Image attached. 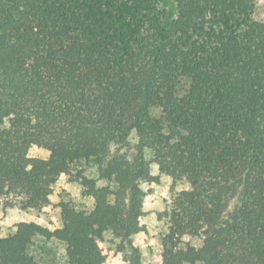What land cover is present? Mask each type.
Returning <instances> with one entry per match:
<instances>
[{
	"label": "trees",
	"instance_id": "1",
	"mask_svg": "<svg viewBox=\"0 0 264 264\" xmlns=\"http://www.w3.org/2000/svg\"><path fill=\"white\" fill-rule=\"evenodd\" d=\"M256 4L0 0V196L23 195L24 209H40L49 184L61 171L72 176L81 159L110 182L97 189L83 179L95 211L62 203L63 231L16 225L0 239V264H42L28 254L37 237L66 242L67 264H103L89 239L99 235L94 225L131 245L144 198L137 180L151 178L146 148L162 173L191 184L173 200L163 264H264V21ZM183 80L189 88L180 96ZM33 144L51 159H27ZM205 225L204 247L173 252L177 233L196 236ZM132 249L131 264H140Z\"/></svg>",
	"mask_w": 264,
	"mask_h": 264
},
{
	"label": "clouds",
	"instance_id": "2",
	"mask_svg": "<svg viewBox=\"0 0 264 264\" xmlns=\"http://www.w3.org/2000/svg\"><path fill=\"white\" fill-rule=\"evenodd\" d=\"M164 6L163 4L161 5ZM207 17H211V12L207 13ZM207 28V25H206ZM182 98V97H181ZM163 111V109H161ZM149 115L153 118H158V112L149 110ZM166 115V113L164 114ZM14 114H10L8 117L4 118V128H10V120L14 119ZM35 123V120H33ZM180 134L187 136L189 133L184 129H178ZM167 133V129H165ZM179 135L170 143L179 142ZM128 141L132 144H137L139 142L138 129L133 127L128 135ZM110 151L115 150V145L111 142L109 144ZM145 159L150 160L151 154L149 149H145ZM40 156L45 162L51 159L52 153L43 149L37 148L34 144L31 146L26 158L32 159L36 156ZM33 165L29 164L25 171H32ZM149 175L153 177V181L149 183L142 179L137 180L139 191L144 193V200L141 205V214L136 217L137 228L140 229L138 232L129 234L128 240H130L131 248L138 249L141 254L140 264H152V259L159 255V264H163L162 249L163 243L161 241V236L167 237L171 234V229L173 227L171 223V213L173 211V184H175L174 191L177 195L183 194L185 191L191 188L190 181L187 177L183 178V182L174 181V178L168 174L161 172V167L158 163L149 164ZM70 171L72 176L77 175L78 172H83V177L81 180L76 182H69L71 176L64 171L59 173L58 178L54 183L49 184V193L46 199L49 201L48 204L41 206L39 211L36 208L29 207L26 210L22 206H16L12 208H7L6 211L8 215H5V210L3 209V201L5 199L13 202H22L24 200L23 195H16L15 193H9L8 196H0V239H8L10 236H14L19 232V228L14 225L19 224H34L37 227L44 228L50 233H55L57 231L64 230L63 222V208L60 206L62 203H69V199L72 204L75 205V211L79 214L81 211H86V214H92L96 208V199L93 195H84L86 191V186L83 184V179H88L95 182L97 189L108 186L109 181L107 179L101 180L99 178V168L97 165L93 164L90 168H85V162L81 159L79 162L73 161L70 165ZM159 178V183H156V179ZM111 187L113 190L116 189L117 185L112 182ZM7 191V188H5ZM67 193V197H65ZM116 200L113 197L111 204L115 206ZM125 204L129 201L125 199ZM168 215L165 216L164 214ZM162 217V218H160ZM51 220V223L48 221ZM11 230V231H10ZM207 230L205 225L196 236H191L189 234L180 235L176 234V239L173 241L176 243V248L173 252L180 250L186 251V243L190 241L194 246L196 251H199L205 246V241L208 239L204 235ZM94 232H99V235L93 236L89 233V239L93 240L96 251L99 253L100 257L103 259V264H131L130 260H127L126 252L128 249L127 241H124V249L119 250L123 238L117 237L112 229L100 230L98 225L93 226ZM56 239V237H53ZM49 247H52L49 244ZM67 245L60 249V252L64 254L67 260ZM149 249L152 250L150 255ZM32 255V252H28ZM130 254V253H129ZM200 264V262H197Z\"/></svg>",
	"mask_w": 264,
	"mask_h": 264
},
{
	"label": "rangeland",
	"instance_id": "3",
	"mask_svg": "<svg viewBox=\"0 0 264 264\" xmlns=\"http://www.w3.org/2000/svg\"><path fill=\"white\" fill-rule=\"evenodd\" d=\"M256 2H257V4H256V10H255V19L258 20V21H264V0H256ZM188 88H189V81L188 80L181 81V83L179 85V89H178V94L180 96L184 95L187 92ZM135 146H136V144H132V143L129 142V147L131 149H133ZM150 154H151V159L150 160H146V162L148 164V167H149L150 163H153L152 153L150 152ZM145 156H146V154H145ZM36 158H41V157L38 155V156H36ZM93 164H94L93 162H85V168H90V167H92ZM153 179L154 178L151 177L150 179L144 180V181H148L149 183H151L153 181ZM155 179H156V183H159V178H155ZM76 181H78V180H76V175L75 176H71V180L69 182L71 183V182H76ZM179 182H183V180L179 181ZM174 187H175V184H173V192L171 193V195L175 199L177 194L174 191ZM64 195H65V197H67L68 194L65 193ZM84 195L87 196L85 194V192H84ZM144 196H145V194H144ZM143 200H144V198H143ZM68 204L75 208V205L72 204L70 199H69V203ZM18 205L22 206L21 202H13V201H9V200L5 199L3 201V209L2 210H5V215L7 216L8 213H7L6 209L7 208L16 207ZM37 211H39V209H37ZM83 212H86V211H83ZM160 218H162V217H160ZM48 223H51V220H49ZM14 226H16V225H14ZM163 238H164V236H161V241H163ZM187 243L189 245L193 246L190 241H188ZM49 244H51L52 247H49ZM64 246L65 245L63 243L58 242L56 240L48 241V240H46V239H44L42 237H37V238H35L33 244L30 247V252H32L33 253L32 255L36 258V260H38L42 264H67V260L65 259L64 254L60 252V249L62 247H64ZM119 250H125L123 242L119 246ZM162 251H163V249H162ZM149 253H150V255L152 254V250L151 249H149ZM132 254H133V249L131 248V245H128V249H127L125 258L127 260L131 261ZM140 259H141V254H140Z\"/></svg>",
	"mask_w": 264,
	"mask_h": 264
}]
</instances>
